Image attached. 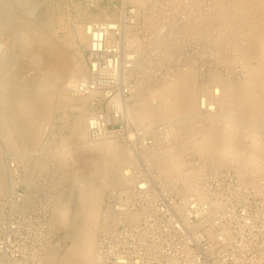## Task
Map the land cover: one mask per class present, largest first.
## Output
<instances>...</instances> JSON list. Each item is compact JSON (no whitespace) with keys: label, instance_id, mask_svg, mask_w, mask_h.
Returning a JSON list of instances; mask_svg holds the SVG:
<instances>
[{"label":"rangeland","instance_id":"1","mask_svg":"<svg viewBox=\"0 0 264 264\" xmlns=\"http://www.w3.org/2000/svg\"><path fill=\"white\" fill-rule=\"evenodd\" d=\"M255 1L256 0H254V4L256 3V9L254 7L255 5L253 6V4L250 6H252V8L254 7L252 10L255 9L257 11L258 9H260V13L258 11L254 12L255 14L257 13L256 16H260L257 17L260 18L259 22L262 25H260L259 23V27L261 26L262 28V26L264 25V21L261 20V13L264 10V6L261 4L258 7V4L262 2L264 3V0H262L261 2ZM184 2L183 0H145L142 4L138 2H132L130 0H15L12 2L13 5H15V9L12 10L15 12V16H21L22 18L28 20L32 25L36 26L37 24L38 27L43 26L44 30L50 32L56 31L61 43H63V41L65 40H69L68 33L75 27V25H87L91 21L104 20H111L113 22L120 23L122 28V35L119 39V42L123 44V48L122 50H120L122 56L126 57L127 55H129L128 48L135 43L139 44L138 40H142V43L146 42L143 43V45L139 41L141 44L139 45V47H137L138 45L135 44V48L137 47L140 52L142 50L141 53L143 54H141V56H146V58L143 59L145 61V64L146 62H149L150 64L147 63V66L145 65V69L142 71V73H138L136 71V73H138L137 75L132 74L129 76L136 80V93L134 94V92L131 91L133 96H127L125 100V119L123 120V124L117 125L119 133L124 135H122V137L120 136V143L123 141L122 143H124L126 146H128L129 148L133 147L135 151H138L137 153L141 154L140 160L143 159L142 152H144V149H147V147L145 148L144 145L151 146V144L153 145L155 142H157V144H155L158 145L157 147H161L163 145L164 147L165 145L174 147H182L184 145V147H186L188 145L187 147H193L191 143L192 139L200 140L201 137L199 135V132L207 127L208 122H210L211 124L213 123L216 131L219 132H222L223 130L229 128L230 130L238 131L242 143L237 145V147H253V142L264 140V119L263 117H261L260 119L255 118L253 114H250V112H248L247 108H237L238 98L242 101V95L240 93H235L234 97L231 100L223 104L217 101L214 103L212 102L211 106H213L214 104L215 108H213L211 111L206 110L205 104L202 103L203 99H206L208 102L210 96H216L214 94H216L215 92L219 87L226 89V84L230 83V80L233 83L244 82L245 75L248 74V68L253 69L257 66V61L250 58L248 55L246 56L244 50L247 47L249 40L251 39L249 37L251 32H249L250 30H247L249 25L245 28V30L240 28V31V29L238 30L237 28V31H234V39V32L231 34L230 27H227L228 29L226 28V26H229L228 24H230L231 22H229L228 24L225 23L228 22L227 20L230 18L232 20L235 18H237L238 20L239 18L244 19V15L250 13L248 12L246 14L244 13V11H250L251 7L249 5V7L247 6L249 10H247L246 6L240 9L237 6H233L232 0H184ZM188 3L190 4V7L188 6ZM221 4L223 5L221 6ZM213 5H215V7ZM221 9L222 11L224 9V11L222 12L223 14L221 13ZM240 10H242V13L240 12L241 14L238 13ZM254 12L252 11V13ZM230 13L231 15L233 14L232 17L234 15L236 16L232 18ZM252 13H250L249 15H251ZM124 14L127 17V20L123 18ZM210 14L212 18H209ZM225 14L228 19L225 18L227 20L223 22L225 20L223 18L225 17ZM131 15H135L136 17L134 23H131L129 21ZM252 15L251 16L254 17V14ZM15 16H13V18L11 17V19H9L7 22L8 16H5V14L0 15V25L6 23V28L2 26V28L0 29H3V33H1L0 36H7L10 38L11 34L13 33V31L11 30L13 28H16V25L18 23V19H16ZM248 17L246 16V18ZM207 18L208 20L211 19L212 21H208ZM259 18H256L257 21L259 20ZM205 20H207V22ZM136 24L138 25L136 26ZM127 27H129L130 30L129 34H127ZM163 27H165V29ZM171 27L172 29H170ZM249 28L251 29V26H249ZM246 30L249 33L246 32ZM223 31H225V34H223ZM157 32L159 33V36ZM236 32H238L239 34L236 35ZM241 32H245L246 34H243L245 36L241 35ZM253 32L254 31H252L251 35L253 34ZM9 33L11 34L9 35ZM147 33L150 35H148ZM226 34H228L226 37L230 36V39L225 37ZM247 35L250 38L249 40L247 38ZM64 37L66 39H64ZM133 37H135L136 39ZM236 37L239 38L240 42ZM225 38L227 40L229 39L230 41H226ZM134 39L138 40L135 42ZM9 40L10 39H8V41ZM235 40H237L239 44ZM2 41H4V44L7 42L5 39L0 38V42ZM156 41L157 43L155 44ZM148 42L152 44L150 45ZM229 42L233 44H229ZM221 43L223 45H221ZM65 44L63 45L64 49L65 47H67ZM145 46H149L147 47L149 49L146 50ZM86 48L83 50L84 58ZM68 49L70 53H73L75 51L72 47H68ZM232 56L236 57L234 58ZM15 58V63L12 62L13 64L12 66L10 65V68L8 70L10 77L14 78H12V80L10 79V81L13 82V80L16 79H18V81H20L19 79H21L22 81L24 79V82H27V84L29 85V89L31 88V90H34L36 87L35 84H37V80L40 78V76L43 78L42 74L45 73L44 75L46 76V78L43 79L49 80H43V86L45 87V90L51 88L52 80L50 79V77H48L45 69L47 71L49 70V72L51 69H53V55L45 54V56H42L41 66L39 68L36 67L37 69L28 62V64L25 63L26 60H20L22 61L20 62L17 57ZM230 58H233V63ZM15 64L17 66H15ZM85 67L87 68V66ZM33 68L38 71L36 72ZM18 69L19 71H21V73L18 71ZM85 70L87 71V69ZM185 70H193L192 72L195 74L196 84L194 89L197 94L198 110H196V108L195 110H192L190 112L174 114L169 116L167 120L164 119V121H153L151 119L140 120L139 118H137L138 120H136L135 118L132 119V117H130L126 113L127 107L129 106L131 108L134 104V101H137L141 96L144 97L148 95V92L152 89V87H159V84L162 83L163 80L170 78L174 74H180L182 72L184 73L186 72ZM139 76L140 78H138ZM141 77L144 78L141 79ZM79 81L80 80H78L77 82ZM143 81L145 83L144 85ZM67 86L69 85H67V82H65L64 90H66ZM208 92L211 94H209ZM56 104H53V106L50 107L51 110L48 109L50 110V112L47 111V113H50V115L48 113V118H50L48 125L45 124L44 135L41 142L29 146L26 144L24 145L21 143L20 136L15 130V132L13 133V136H15V139L13 140L14 147H4L6 153L2 157L4 159V162H6L8 160L14 159V157L18 155L20 156V160L17 161L22 162H18L19 164H21L20 176H12L15 177L17 181L13 191L9 194L10 196H3L0 194V203L3 204L2 210L0 209V213H2L0 214V222L5 219V211L10 207V205L6 204V202L9 203L8 200L11 199L13 192L15 190H18L22 193L24 192V199L26 197L27 198L23 200L22 207H25V209H20L22 212L17 211V213L25 214L35 211L40 212L39 215L45 213V217H49V226L51 225L48 244L55 243V241L52 242L53 228L51 227L53 224H51V221L54 217L53 207L56 205L55 203L57 201V193L63 194L61 197L62 199L67 195L69 191H75L84 183L86 184L89 182H94L97 179L98 174L107 167L105 156L99 151L98 147H89L88 145V147L85 146V148L87 149H85L84 147H82V149L81 147L75 149L73 146L71 147V144L69 142V137L72 134V131L69 130L71 129L70 121L74 116H76L77 113L79 114V110H77V107L79 108L80 104L82 106V101L73 99L72 102H62L61 104L59 103V106H57ZM107 104V100H104L102 98V95H97V97H95L94 99L90 101L88 100L85 104V111L87 113L86 118L90 115V113L98 109H106ZM69 105H72L76 109L71 108L72 106L69 107ZM25 114L26 113H24V115ZM66 119L68 122H66ZM168 119L171 120L168 121ZM173 123H177L179 125V133L176 138H171V135L168 136V134L166 133L167 124L171 125ZM10 126L12 127V129H14L13 123H10ZM196 133L197 135H195ZM165 138H169L172 140H163ZM163 141H165L166 143H164ZM85 142L88 143L87 140H85ZM239 151L242 152V148L239 149ZM21 153H23L24 155H22ZM247 153L248 149H246L242 155H239L236 160H234V158V161L232 160L231 162L226 163L222 168L220 167L219 169L222 170L226 167H231L235 171V166L237 165H239L241 169L244 165L243 160L245 159ZM13 155L14 157H12ZM22 156L26 157L25 159L28 161L27 163L26 160H22ZM200 156L201 155L197 152V150H191L186 154V161L188 160L191 164H196L198 161L202 162L204 158ZM125 162H123V164L121 165L123 172L129 168V161ZM209 171L212 172L213 169L210 170V168H207L206 172ZM247 178H245L244 181L246 180L245 182L249 184L251 183V185H261L264 182V179L256 178L255 180L251 181L250 178ZM112 187L113 186H109V188H106L104 190L101 203L102 213L105 211L109 199H113L115 202L119 203V197L110 198L112 196L109 195V189H112ZM121 198L125 200L126 195H122ZM50 214H53L51 215L52 217L50 216ZM99 229L100 228L97 229L96 238ZM61 234H63V232L59 234V237Z\"/></svg>","mask_w":264,"mask_h":264},{"label":"bare ground","instance_id":"2","mask_svg":"<svg viewBox=\"0 0 264 264\" xmlns=\"http://www.w3.org/2000/svg\"><path fill=\"white\" fill-rule=\"evenodd\" d=\"M13 1L15 0H0V15L5 14V16H8L7 22L9 19H11V17L13 18V16H15V12L12 10L15 9L14 8L15 5H13L12 3ZM130 1L143 4L145 0H130ZM232 1H233L232 2L233 6H237L240 9L245 6L247 8L248 5L250 6L253 4L254 6L256 4V3L254 4V0H232ZM256 1L261 2L262 0H256ZM261 4L264 6V3L262 2L258 4V7ZM189 5L190 4L188 3V6ZM222 5L223 4H221V6ZM213 6L215 7V5ZM250 7H251L250 11L245 12L243 9L242 10L246 14L248 12L252 13V11L253 12L256 11L255 10L256 5L254 6L255 7L254 10H252L254 7L253 8L252 6ZM242 10H240L238 13H240ZM247 10L249 9L247 8ZM223 11L221 9V13ZM257 11L259 12L260 9H258ZM249 14L247 15L243 14L245 18L244 19L239 18V20L237 18L233 20L231 18L228 19L225 14V17L223 18L224 19L227 18L228 20L225 19L223 22H225L226 20L228 21L225 22L227 24L231 22L230 24L232 25L228 24L229 26H226V28L230 27L231 34L234 31H237V28L238 30L240 28L245 30V28L248 25L251 26V29L254 32L251 35L252 31L248 26L247 30L248 31L250 30L249 32H251L249 36L251 39L247 35L248 40L250 39L249 40L250 43L248 42V45L244 50L246 56L248 55L250 58L255 59V61H257V66L254 67L253 69L248 68V74L245 75L244 82L233 83L230 80L229 81L230 83L226 84L227 85L226 89L219 87L215 92L216 94H214L216 96H210V98L207 97L209 98L208 102L206 99H203L202 103L205 104L206 110L211 111L213 108H215L214 104L213 106H211L212 102L214 103L217 101L223 104L231 100L234 97L235 93H240L242 95L241 96L242 101L241 99L238 98L237 108L240 109L247 108L248 112H250V114H253L255 118L260 119L261 117H263L264 119V29H263L264 25L262 26V28L261 26L259 27L260 16L257 15L259 16L257 17L256 16L257 13L255 14L254 12L252 14H254V17L259 18L258 21L256 18L252 17L253 16L252 14H251L252 16ZM261 14H262L261 20L264 21V10L262 11ZM235 16L236 15H234L233 17ZM246 16L249 17L246 18ZM15 17L16 19H18L17 22L19 23V25L17 23L16 28H13L11 30L13 31V33L12 34L9 33V35L11 34L10 38L7 36H4L5 38L0 36L1 39L3 38L7 41L5 44L3 43L4 41L0 42V51H1L0 52L1 53L0 55L1 57L0 58V194L3 196L4 195L8 196L10 192L13 191L17 181L15 179L17 165H21L19 163L22 162V161L20 162L17 161L20 160V156L18 155H16V157H14V155L12 156L14 157V159H11L13 160L12 162H9L10 160L8 162L7 161L4 162V159L2 158L3 155L6 153L4 147H14L13 140L15 139V136H13V133L15 132V130L18 132L21 139V143L24 145L26 144L29 146L41 142L44 135L45 124L48 125L49 122L50 117L48 118V116L50 115L49 113L51 110L50 107L53 106V104H56V102H57L56 105L59 106V103L61 104L62 102L63 103L72 102L73 99L81 100L82 106L80 104V107L79 108L77 107V110H79V114L77 113L78 115L76 114V116H74L70 121L71 129L69 130L72 131L71 132L72 134L69 137L70 138L69 142L71 144V147L73 146L75 149L80 147L82 149V147L85 148V146L88 147V145L89 147L90 146L98 147L99 151L103 153L105 156V159L107 161L106 163L107 167L101 173L98 174V177L94 182H89L86 184L84 183L85 185L82 183L83 185L77 188L75 191H69L67 195L63 197L64 199L63 198L61 199L63 195L62 193L61 194L57 193L58 195L56 198L57 200L55 203L56 205L54 204L55 205L54 206L55 208L53 207L54 211L52 210L54 217L51 221V224H53L51 228L54 229V230L52 229L53 231L52 242L55 241V243L48 244L49 250L45 255L46 256L45 260H46V264H90L94 254L97 229L107 227L108 221L111 218V210L113 209V207L110 206V203H107L105 211L103 213L101 212V203H102V196L104 190L106 188H109V186H113L112 189H109L110 190L109 195L112 196L113 198L119 197V202H121L120 204H122L123 202L124 203L128 202L131 197V191L129 188L131 177L130 178L126 177V174H128V172L127 170L123 172L121 165L123 164V162L129 160H134L136 162L135 160L136 158L133 157L132 154H130L129 151L130 148L126 146L124 143H122L123 141L120 143V136L122 137L123 134H120L118 131H113L109 133L105 132V136L97 140H91L87 136L88 117L86 118L87 113L85 111V104L88 100L90 101L94 99L97 96V94L100 92V90L92 89L93 91H89L88 93H82V92H78L77 89L78 84L80 83V81L85 79L87 74V71L85 70L87 69L85 67L86 60L83 57V50L89 44L86 25L85 24L75 25V27L69 31L68 33L69 40H65L67 43L63 41V43L64 44L66 43L65 45L67 46L65 47L66 49L65 50L63 46L64 44L60 42L56 31H51V32L46 31L43 29V26L38 27L37 24L36 26L32 25L28 20L22 18L21 16H15ZM209 18H212L211 14ZM207 20L205 21L207 22ZM208 21H212V20L209 19ZM5 24L4 23L1 24L0 29L2 28V26L6 28ZM137 25L138 24H136V26ZM260 25L262 24L260 23ZM163 28L165 29V27ZM170 29H172V27ZM126 30L128 31L127 34H129L130 32L129 27H127ZM247 30L246 32H248ZM224 32L225 31H223V34H225ZM238 32H236L237 33L236 35L239 34ZM1 33H3V29L0 30V34ZM106 33L108 34L109 37L113 36L110 30H107ZM234 34L235 32L233 33V36ZM243 34L246 33L244 32L241 35ZM103 35H104L103 32L102 31L100 32L99 30L95 34L96 38L102 37V39H103ZM227 35L228 34H226L225 37ZM226 38H225L226 41H230L229 40L230 38L228 40ZM8 39L10 40L8 41ZM64 39L66 38L64 37ZM137 40H135V42ZM237 40L239 41V38ZM139 41L140 40H138L139 44L135 43L136 45H138L137 47H139V45L142 43L141 42L142 40L140 41L141 43ZM148 43L150 45L152 44L150 42ZM156 43L157 41L155 42V44ZM222 43L221 45H223ZM229 44H233V43L229 42ZM68 47H72L73 50L75 51L73 53L72 52L70 53ZM147 47L146 50L149 49ZM45 54H51L54 57V61L52 62L53 69H51L50 72L49 70L47 71L45 69V72L47 73L48 77H50V79L52 80L51 88L45 90V87L43 86L44 84L43 80H49V79H43L46 78V76L44 75L45 73L42 74L43 78L41 76L39 79L37 78L38 80H37V84H35L36 87L34 90H31V88L29 89L28 87L29 85L27 84V82H24L23 78L22 81L21 79H19L20 81H18V79H16L17 81L13 80V82L10 81V79L12 80L13 77L12 78L10 77L8 70L10 68V65L12 66V64L15 63L16 61L15 57H17L19 61L26 60L25 63L28 62L29 64L33 65L35 68L36 67L39 68L41 66L42 56H45ZM230 59L232 60L233 58ZM135 62L136 61H134V63ZM15 66L17 65L15 64ZM137 69H139V66L134 65L132 71L135 72ZM192 71L189 70L184 73L178 72L180 74H174L170 78L163 80L162 83L159 84V87L153 88L151 86L152 89L148 92V95H146L145 93L146 96L144 97L141 96L137 101H134V104L132 103L133 106L131 108L129 106L127 107L126 113L130 117H132V119L135 118L136 120H138L137 118H139L140 120L151 119L153 121H158V120L164 121V119L167 120L169 116L174 114L190 112L192 110H195L196 108H197L196 110H198L197 94L194 89L196 84V79H195V74ZM19 72L21 73V71ZM78 80L80 81L77 82ZM144 81H143V85L145 84ZM65 82H67V85H69L66 87V90H64ZM135 88L136 87L131 89V91L134 92V94L136 93ZM130 96H133V94ZM71 106L69 105V107ZM120 106L121 104L118 103V101L114 102V107H120ZM71 108L74 107L72 106ZM47 111H49L48 112L49 115ZM24 113L26 114L24 115ZM169 120L171 119H168V121ZM66 122H68L67 119ZM10 123L14 124V129H12ZM178 126L179 125L177 123H173L171 125L167 124L166 133L168 134V136L171 135V138L173 137L176 138L179 133ZM199 133L198 134L201 137L200 140L192 139L191 143L193 147H187L188 145L186 147H184L185 145L182 147H174V146H166V145L165 147L164 145L161 147H157L158 145H155L157 144V142H155L153 145L151 144V146L144 145V147L145 148L147 147V149L146 150L144 149V152H142V156L150 161L148 167L150 170L154 168L153 170L157 172L155 175L157 179H160L161 182H165L170 179L178 178L183 183L192 185L195 182H197L202 175L205 174L207 168H210V170L213 169V171L220 170L219 169L220 167L222 168L223 165H225L228 162H231L234 158H235L234 160H236L238 156L242 155L246 149H248V153L245 159L243 160L244 165L242 166L241 169L239 165L235 166L236 167L235 172L237 176L241 180H244L247 177L250 178L251 181L255 180L256 178L264 179V140L259 142L256 141L253 142V147H237V145L242 143L238 131L230 130L229 128L223 130L222 132H219L216 131V128L213 126V123L211 124L210 122H208L207 127ZM195 135H197V133ZM169 138H165L163 140L171 141L172 139ZM85 140H87L88 143H86ZM163 142L166 143L165 141ZM241 148H242V152L239 151V149ZM191 150H197V152L202 156V158H204V160H202V162L198 161L196 164H191L187 160L189 162L188 164V162L186 161V154ZM21 154L24 155L23 153ZM25 158L26 157H23V159L22 158L21 159L24 161L26 160ZM27 162L28 161L26 160V163ZM14 174L15 177H12ZM262 185L263 186H261L262 187L261 191H264V182L262 183ZM122 195H126L125 200L121 198ZM21 199L22 201L25 200L23 194H21ZM11 200L12 199H10L9 203L6 202V204L10 206L14 205V203ZM2 207L3 204L0 203L1 210ZM19 207L20 209H25V207L23 208L21 204ZM53 214H50V216ZM138 215H139L138 213H133L132 215H130V218L136 219L138 218ZM62 232L63 234H61L59 237V234Z\"/></svg>","mask_w":264,"mask_h":264},{"label":"built area","instance_id":"3","mask_svg":"<svg viewBox=\"0 0 264 264\" xmlns=\"http://www.w3.org/2000/svg\"><path fill=\"white\" fill-rule=\"evenodd\" d=\"M123 18L127 20L125 14ZM135 18L131 15L129 21L134 23ZM98 30L103 39L96 38ZM86 31L87 74L77 89L82 93L99 89L97 95L107 100L106 109L90 113L87 119V136L97 140L123 124L125 100L136 87V80L129 76L142 73L147 63L135 45L128 48L129 55L122 56L120 23L91 21ZM134 65L139 66L138 73L132 71ZM116 100L120 107H114ZM136 152L130 147L137 162L129 160L126 169L131 197L122 204L109 199L111 218L97 233L90 264H264L262 184L241 180L231 167L205 172L192 185L178 178L161 182L156 171L149 169L150 161L140 160ZM21 194L13 192L14 205L0 222V264H46L48 218L36 211L17 213L23 204ZM133 213L138 218H130Z\"/></svg>","mask_w":264,"mask_h":264}]
</instances>
